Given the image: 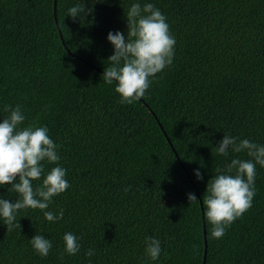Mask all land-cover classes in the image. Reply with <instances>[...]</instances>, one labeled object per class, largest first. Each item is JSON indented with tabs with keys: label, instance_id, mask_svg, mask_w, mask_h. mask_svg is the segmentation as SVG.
I'll list each match as a JSON object with an SVG mask.
<instances>
[{
	"label": "trees",
	"instance_id": "obj_1",
	"mask_svg": "<svg viewBox=\"0 0 264 264\" xmlns=\"http://www.w3.org/2000/svg\"><path fill=\"white\" fill-rule=\"evenodd\" d=\"M77 2L58 0L55 20L54 0H0V119L20 105L25 124L46 125L70 183L50 205L65 210L61 221L38 209L19 210L11 230L0 220V264H203L205 252L206 264H264V167L252 207L223 238L211 236L204 204L216 169L248 158L218 155L224 134L264 144V0H151L175 56L134 104L103 80L107 35L127 33L131 0H86L91 11L74 19ZM0 194L18 196L10 185ZM66 231L80 237L75 256ZM36 232L53 241L47 257L29 243ZM152 235L163 248L155 262L144 251Z\"/></svg>",
	"mask_w": 264,
	"mask_h": 264
},
{
	"label": "clouds",
	"instance_id": "obj_2",
	"mask_svg": "<svg viewBox=\"0 0 264 264\" xmlns=\"http://www.w3.org/2000/svg\"><path fill=\"white\" fill-rule=\"evenodd\" d=\"M85 2L78 0L68 8V16L75 19L91 11ZM53 10L55 20H58L57 3ZM125 15L127 33L117 30L107 35L113 54L108 57L103 80L108 85L115 84L121 103L134 104L146 95L157 74L173 64L177 41L167 16L151 0H131ZM62 42L65 43L63 39ZM4 110L9 114L0 119V187L10 185L18 196L8 199L10 196L0 194V220L7 230H11L17 226L19 210L38 209L48 222L61 221L65 210L50 208L54 197L70 187L68 169L59 163V145L46 125L25 124L26 116L20 105H5ZM214 149L225 157L230 153H245L248 157L233 156L230 163L217 168L216 174L207 182L205 218L213 226L211 236L219 239L252 207L257 165L264 167V144L225 133ZM47 164L54 166L46 171ZM194 175L198 181L204 179L199 168L194 170ZM188 200L190 204L200 203L194 192L188 193ZM28 240L41 257H47L54 247L52 239L40 232ZM63 241L68 255L75 256L81 251L80 237L75 232L66 231ZM144 244L146 256L153 262L158 261L163 251L161 240L155 235L145 236ZM85 255L91 257L94 251L89 249Z\"/></svg>",
	"mask_w": 264,
	"mask_h": 264
},
{
	"label": "water",
	"instance_id": "obj_3",
	"mask_svg": "<svg viewBox=\"0 0 264 264\" xmlns=\"http://www.w3.org/2000/svg\"><path fill=\"white\" fill-rule=\"evenodd\" d=\"M54 3H55V6H56V3H57V0H54ZM184 170H185V172L188 174V172H187V170L184 168ZM203 211V210H202ZM204 225H205V223H204ZM204 230H205V238H206V240H207V237H206V229H205V227H204ZM206 245H207V243H206ZM206 258H207V254H206V252H205V255H204V259H203V264H206Z\"/></svg>",
	"mask_w": 264,
	"mask_h": 264
}]
</instances>
